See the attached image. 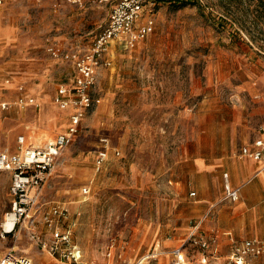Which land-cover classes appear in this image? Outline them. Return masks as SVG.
<instances>
[{
    "label": "rangeland",
    "instance_id": "1",
    "mask_svg": "<svg viewBox=\"0 0 264 264\" xmlns=\"http://www.w3.org/2000/svg\"><path fill=\"white\" fill-rule=\"evenodd\" d=\"M196 1L202 6L157 0L153 34L133 50L117 42L108 48L112 65L98 68L92 90L101 103L87 113L79 133L62 150L34 208V217L44 223L52 216V206L66 204L69 221L60 220V228L78 219L74 240L89 264L135 263L170 238L179 246L191 224L189 207L195 199L191 158L204 154L206 146L209 152L211 145L215 158H234L264 130V26L251 14L254 2ZM112 5L7 0L0 7V24L14 27V37L0 41L6 79L30 71L29 89L35 77L46 73L55 90L68 83L73 67L50 56L48 40L72 44L79 39L88 49L108 26ZM37 102L40 106L32 108L38 126L21 134L17 129L29 107L0 108V124L6 126L0 130V151L19 152V136L25 137L23 149L44 147L66 131L70 112L53 101L50 135L45 130L50 124L39 123L43 106L38 97ZM34 134L39 140L51 138L35 143L30 140ZM103 138L110 140L111 152L98 172ZM86 185H91V195L83 202ZM224 189V183H211V197L224 196ZM0 211L3 253L13 248L17 257H29L33 264H66L31 239L30 218L18 226L15 237H1V223L12 213V202L3 199Z\"/></svg>",
    "mask_w": 264,
    "mask_h": 264
},
{
    "label": "built area",
    "instance_id": "2",
    "mask_svg": "<svg viewBox=\"0 0 264 264\" xmlns=\"http://www.w3.org/2000/svg\"><path fill=\"white\" fill-rule=\"evenodd\" d=\"M6 0H0V6ZM70 4L82 7L86 0H67ZM99 4L112 3L108 26L85 49L80 46L64 48L57 42L49 39L47 51L53 59L70 63L73 67V77L58 88L56 103L64 110L70 111L69 125L65 132L57 138L40 148H20L19 152L10 150L0 151V171L12 174L10 193L13 197L12 213L7 214L5 221L1 224L2 236H16L17 228L30 218L31 227L35 228L36 219L34 208L39 206L42 191L52 176L56 162L62 150L71 141L72 137L79 133L82 121L87 113L94 110L101 103V99L92 95V90L97 84V70L101 65L111 66L112 60L107 57L108 48L115 42L120 43L125 49L133 50L141 42L146 40L156 29L155 7L157 0H95ZM21 95L15 105L26 107L28 105L38 106L35 98L24 93L20 88ZM10 104H0L3 110H8ZM251 146H245L241 154L251 160L264 163V130L261 132ZM19 143L24 144V138H19ZM102 146L98 150L96 159V170L101 171L109 161L111 145L110 140L103 138ZM116 156L121 152L114 150ZM227 198L237 201L239 189H232L229 182L225 184ZM85 198L91 195V188L86 186L82 190ZM33 212V216L30 214ZM10 215H15V222L9 230L6 223ZM23 219V222H22ZM60 220L69 221L68 208L58 204L52 208V216L45 218V223L50 230L47 239L37 233L31 232V239L43 252H47L67 264H87L81 247L74 240L73 228L76 221H70L66 229L60 228ZM198 226L193 227L187 242L183 246L170 252H157L131 264H154L161 254H169L170 264H190L187 251L189 248L200 256L201 264H208L211 259L218 257L213 251L214 241L217 238H205L197 235ZM264 252V245L258 240H248L242 243H233L232 251L227 257L229 264H256L255 259ZM109 256L111 254L109 253ZM0 264H33L26 257H17L13 251L2 256Z\"/></svg>",
    "mask_w": 264,
    "mask_h": 264
},
{
    "label": "crops",
    "instance_id": "3",
    "mask_svg": "<svg viewBox=\"0 0 264 264\" xmlns=\"http://www.w3.org/2000/svg\"><path fill=\"white\" fill-rule=\"evenodd\" d=\"M6 2L7 0L5 1V3ZM54 8L57 7L54 6ZM13 37H14V27L0 24V41L8 42L11 41ZM51 40L57 42L59 45L63 46L64 48H69L66 47L69 45H71L72 47L75 46L82 47L79 39H77L76 42L72 44H70L68 41H67L68 43H66V41H60L58 39H53V38ZM48 76L51 78V75L49 73L43 74L37 78L33 76L35 77L34 87L33 88L31 87L29 89L28 84L31 83V80H29L31 79L30 71L29 73L25 71L23 72V74L14 75L11 78L12 80L11 81L10 79H6L5 66L0 64V101H1L0 104H4V103L10 104L11 106L8 109L10 110L13 106H15L17 99L21 95L20 88L23 87L24 93L26 95L35 98L36 101L38 97V99L42 103L43 107L40 109L39 112V114H41L39 123L40 124L52 123V120L55 117V114L53 113L55 107L54 104L52 103L53 101L56 103V96L59 87L57 88V90H55V87H52L48 83L49 82ZM23 83L27 84L28 90ZM9 89H13V90H9ZM39 106L40 105L38 104V106L35 107H39ZM28 107L29 108H28L27 117H23L22 118L23 120L20 118L21 125L17 129V132L19 134L25 133L28 130L29 131L35 130L36 127L38 126L37 119L33 117V113H34L33 111L34 109L32 108L33 105H28ZM0 125H1L0 130L2 132L5 131L6 128L5 122L1 123ZM51 126L52 124H50L45 130H50L51 131L50 135H53V129L50 128ZM19 130H21L22 132ZM261 134L262 133H259V135L256 138H254V140L244 144L242 148L245 146H251L254 143V141L261 136ZM50 135L46 138L44 137L42 140H39L38 138H34L35 136L37 137V135L34 134V136L30 138V140L35 143H38V141L42 142L44 140H49V138H51ZM16 136H18V134H16ZM20 137L24 138V143H25V137L24 136L18 137L19 147L23 148L24 144L21 146L19 143ZM33 148H38V147H33ZM228 158L229 159H226V157L215 158L213 154L212 145L209 147V152H208V146H206L204 154L195 158H191L190 166L193 172L192 176L194 177L192 179L193 182L192 186L195 189V191L192 192L191 194L195 196V199L190 202L189 208L191 210L190 217L192 220L189 222L191 224L189 226L188 232L187 234H183L185 236L182 238V242L179 246L174 245V243H172L173 238H170L168 240L169 242L157 243L156 246L152 250H150L147 254L143 255L141 259L151 255L152 253L170 252L176 248L183 246V244L188 241L191 233L193 232V227L196 226H198V231H197L198 236H203L205 238H214V236L217 237L214 241L213 251L218 257V259L217 260L211 259L210 263L218 264V261L221 260L220 264H229L227 262V257L229 253L232 251L233 243L235 242L242 243L248 240H258L264 245V163L257 162L247 157H244L242 156L241 152L239 155H236V157L234 158H230V157ZM106 165L107 163L105 164V166ZM199 178L201 179V183L198 184L197 180ZM227 181L229 182L232 189L240 190L239 199L237 201H233L227 198L226 189H224L225 190L224 196L221 195L219 199L214 200L213 197H211L210 195V184L212 183L216 186L218 184L222 185L224 183V188H225V184ZM11 184H12V174L10 172L0 171V202L3 199L8 201L9 203L13 201V197L10 193ZM86 186H89L91 188V185H86ZM42 195H43V191H42ZM89 197L90 195L87 198L83 196L82 201L83 202L87 201ZM61 205L67 207L66 204H61ZM52 208H51V214H52ZM1 219H2V213L0 211V220ZM77 220L78 219L74 221L77 222ZM193 220L194 222H192ZM37 222L38 221L36 219V226L35 228L31 227L30 231L32 232L35 230L37 233L48 239L50 237V230L47 224L45 223V221H44L45 224L42 222L40 223L38 222L37 224ZM1 237H3L2 234ZM4 250L5 248L3 246V242L2 240H0V254H2L0 256V259L4 254L7 253V252L3 253ZM9 251H14V250L12 248ZM187 254H188V259L190 260V264H201L199 254L197 253L191 254L190 249L187 251ZM21 257H26V256H21ZM170 261H171V257L169 256V254H162V255L160 254L159 257L156 260H154V264H170ZM254 261L256 264H264V252L260 257L256 258ZM144 264H148V263L146 262Z\"/></svg>",
    "mask_w": 264,
    "mask_h": 264
},
{
    "label": "trees",
    "instance_id": "4",
    "mask_svg": "<svg viewBox=\"0 0 264 264\" xmlns=\"http://www.w3.org/2000/svg\"><path fill=\"white\" fill-rule=\"evenodd\" d=\"M171 3H176L179 6H187L189 4L192 5H197L199 7H201L202 5L199 4V2H197L196 0L189 2V1H183V0H170ZM240 4H243L244 1L246 0H238ZM249 2H254V8L251 11V14H253V18L255 20L256 23H260L262 26H264V0H248ZM250 8V6H249ZM249 8L247 11H249ZM249 12L246 13V15L248 16ZM243 28V27H242ZM245 31H247V33H249V35H252L248 29L244 28ZM262 32L264 33V27L261 28ZM237 35L239 38H241V32H237ZM250 37V36H249ZM253 37V36H251Z\"/></svg>",
    "mask_w": 264,
    "mask_h": 264
},
{
    "label": "bare ground",
    "instance_id": "5",
    "mask_svg": "<svg viewBox=\"0 0 264 264\" xmlns=\"http://www.w3.org/2000/svg\"><path fill=\"white\" fill-rule=\"evenodd\" d=\"M53 140H51L50 142H52ZM15 222V215H10L9 220L6 223V228L9 230L10 228H12L13 224Z\"/></svg>",
    "mask_w": 264,
    "mask_h": 264
}]
</instances>
